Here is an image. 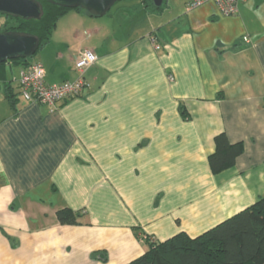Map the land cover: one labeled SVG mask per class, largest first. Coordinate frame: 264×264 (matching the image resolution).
Instances as JSON below:
<instances>
[{
	"label": "crops",
	"instance_id": "crops-1",
	"mask_svg": "<svg viewBox=\"0 0 264 264\" xmlns=\"http://www.w3.org/2000/svg\"><path fill=\"white\" fill-rule=\"evenodd\" d=\"M188 1L62 15L35 55L45 83L74 80L81 49L97 59L88 87L55 105L25 100L23 65L3 66L0 264H124L144 235L195 236L264 195V0L230 16ZM221 132L243 149L213 173ZM63 207L78 224L57 221Z\"/></svg>",
	"mask_w": 264,
	"mask_h": 264
},
{
	"label": "trees",
	"instance_id": "trees-1",
	"mask_svg": "<svg viewBox=\"0 0 264 264\" xmlns=\"http://www.w3.org/2000/svg\"><path fill=\"white\" fill-rule=\"evenodd\" d=\"M35 1L41 8L39 18H19L0 13V32L33 35L38 39L33 55L0 62V76L6 63L24 66L32 62L29 58L35 57L38 50L49 41L62 15L70 10L85 11L63 7L50 0ZM140 5L148 12L160 7H154L152 0H140ZM86 12L95 15L91 11ZM5 94L13 103L15 93L9 83H5ZM242 149L241 142L231 143L224 132L216 134L214 151L208 156L210 170L218 173L231 167ZM81 215V211L69 207L56 211V219L60 224H78ZM145 237L146 250L124 264H264V195L198 235L190 236L180 231L162 241Z\"/></svg>",
	"mask_w": 264,
	"mask_h": 264
},
{
	"label": "built area",
	"instance_id": "built-area-1",
	"mask_svg": "<svg viewBox=\"0 0 264 264\" xmlns=\"http://www.w3.org/2000/svg\"><path fill=\"white\" fill-rule=\"evenodd\" d=\"M206 1H212L216 4L221 15L230 16L238 11V3L242 0H190L186 3V9H191L201 5ZM85 36L89 34L84 31ZM152 42L154 38L152 37ZM245 41L248 40L244 36ZM156 48L159 46L156 44ZM97 55L89 49H81L75 60L74 68L77 77L71 81L61 83L47 84L44 81V67L39 61H32L22 66L18 71V86L21 96L27 101H35L55 105L79 96L85 87H88V81L85 78V70L95 63Z\"/></svg>",
	"mask_w": 264,
	"mask_h": 264
},
{
	"label": "water",
	"instance_id": "water-1",
	"mask_svg": "<svg viewBox=\"0 0 264 264\" xmlns=\"http://www.w3.org/2000/svg\"><path fill=\"white\" fill-rule=\"evenodd\" d=\"M68 8H81L95 15H104L117 0H50ZM154 7H159L162 0H152ZM0 13L19 18H39L41 8L35 0H0ZM38 46V39L33 35L0 32V62L33 55Z\"/></svg>",
	"mask_w": 264,
	"mask_h": 264
},
{
	"label": "rangeland",
	"instance_id": "rangeland-1",
	"mask_svg": "<svg viewBox=\"0 0 264 264\" xmlns=\"http://www.w3.org/2000/svg\"><path fill=\"white\" fill-rule=\"evenodd\" d=\"M111 10H113V8H112ZM34 60H35V57H34V56H32V57L29 58V61H34ZM14 72H15V74L17 73V71H14ZM15 76H16V75H15ZM17 78H18V75H17V77H16V80H17ZM12 82L15 83L14 80H12ZM195 235H196V234H195ZM144 236H146V235H144Z\"/></svg>",
	"mask_w": 264,
	"mask_h": 264
}]
</instances>
